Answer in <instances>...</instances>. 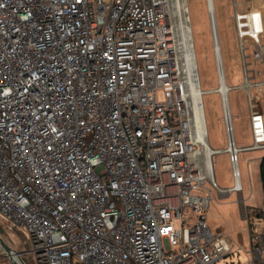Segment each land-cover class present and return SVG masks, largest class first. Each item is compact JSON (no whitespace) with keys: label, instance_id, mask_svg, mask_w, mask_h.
I'll return each mask as SVG.
<instances>
[{"label":"built area","instance_id":"2783aa9c","mask_svg":"<svg viewBox=\"0 0 264 264\" xmlns=\"http://www.w3.org/2000/svg\"><path fill=\"white\" fill-rule=\"evenodd\" d=\"M207 1L223 150L198 131L175 0H0V220L26 236L33 264H217L232 253L196 215L214 189L245 207L239 155L264 149V0H233L253 136L242 148ZM221 151L232 188L216 181ZM254 210L260 228L264 208ZM244 250L246 264H264V230Z\"/></svg>","mask_w":264,"mask_h":264},{"label":"rangeland","instance_id":"374dc122","mask_svg":"<svg viewBox=\"0 0 264 264\" xmlns=\"http://www.w3.org/2000/svg\"><path fill=\"white\" fill-rule=\"evenodd\" d=\"M176 1V9L177 3ZM188 8L189 25L192 33L197 71L200 88L205 93L202 96L208 140L215 150L228 147V135L224 118L222 95L216 91L220 87L219 69L214 50V41L211 28L210 12L207 0H185ZM241 1V0H239ZM243 1V0H242ZM179 2H182L180 0ZM210 2V1H209ZM174 7L175 3L173 2ZM218 27L221 46V57L227 86L233 89L228 93L232 125L236 145L240 148L253 144L250 125L248 102L243 84L245 76L242 65V55L234 23L233 0H212ZM179 16L177 21L179 23ZM180 41L182 35L180 33ZM184 53V52H183ZM252 61V51L246 53ZM183 57V56H182ZM184 63V58L182 59ZM162 94H159V99ZM264 158V149L243 151L239 155L240 179L243 186L244 206L240 204V197L236 192L230 195L219 193L214 189L213 201L209 209L204 210L206 223L213 232L223 229L231 244L232 253L217 264H246L250 254L244 246L250 248V232H262L264 224L255 228L251 211L264 208V190L260 178V164ZM214 172L218 185L221 188H232L235 185L233 166L227 152H218L213 156ZM245 208L246 215L245 216ZM254 221L257 219L254 217ZM252 224H250V223ZM0 237L4 242L20 254L24 263L29 258L27 240L23 235L8 230L0 220ZM0 264H16L11 255L0 243Z\"/></svg>","mask_w":264,"mask_h":264},{"label":"bare ground","instance_id":"6f19581e","mask_svg":"<svg viewBox=\"0 0 264 264\" xmlns=\"http://www.w3.org/2000/svg\"><path fill=\"white\" fill-rule=\"evenodd\" d=\"M180 1V0H179ZM177 3V10L179 17V28L181 30L182 35V48L184 50V65H185V71L187 76L189 77V89H190V95L192 98V103L194 106V109L196 111V122L198 125V131L200 136L203 134V132H206V124L204 125L203 120V114L201 110V97L199 92V77H198V71H197V63H196V57H195V51H194V45L192 40V33L191 28L189 25V17H188V6L186 4L185 0H182V2ZM210 4H212V0H210ZM205 142V140H203ZM211 149V148H210ZM19 262V260L17 259Z\"/></svg>","mask_w":264,"mask_h":264},{"label":"water","instance_id":"95a60500","mask_svg":"<svg viewBox=\"0 0 264 264\" xmlns=\"http://www.w3.org/2000/svg\"><path fill=\"white\" fill-rule=\"evenodd\" d=\"M0 243L3 245L6 251L11 255V257L14 259L16 264H25L24 261L21 259L20 254L17 251H15L13 248L9 247L1 237H0ZM17 259L19 260V262L17 261Z\"/></svg>","mask_w":264,"mask_h":264},{"label":"trees","instance_id":"16d2710c","mask_svg":"<svg viewBox=\"0 0 264 264\" xmlns=\"http://www.w3.org/2000/svg\"><path fill=\"white\" fill-rule=\"evenodd\" d=\"M260 178H261V183H262V187H263V190H264V158L261 160V164H260ZM253 214L257 215L259 217L261 216V213L259 212V210H256V211L254 210V212H252V215ZM19 234L23 235L24 238L27 240L26 236L23 233H19ZM26 259L28 260V262L25 263V264H33L30 257L26 258Z\"/></svg>","mask_w":264,"mask_h":264}]
</instances>
